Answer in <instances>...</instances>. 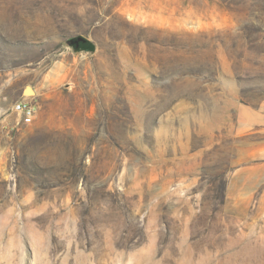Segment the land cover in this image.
I'll use <instances>...</instances> for the list:
<instances>
[{
  "label": "rangeland",
  "instance_id": "rangeland-1",
  "mask_svg": "<svg viewBox=\"0 0 264 264\" xmlns=\"http://www.w3.org/2000/svg\"><path fill=\"white\" fill-rule=\"evenodd\" d=\"M0 264H264V0H0Z\"/></svg>",
  "mask_w": 264,
  "mask_h": 264
},
{
  "label": "built area",
  "instance_id": "built-area-1",
  "mask_svg": "<svg viewBox=\"0 0 264 264\" xmlns=\"http://www.w3.org/2000/svg\"><path fill=\"white\" fill-rule=\"evenodd\" d=\"M14 111L20 116L22 122L26 125L33 123L36 107L29 100H21L14 105Z\"/></svg>",
  "mask_w": 264,
  "mask_h": 264
},
{
  "label": "water",
  "instance_id": "water-1",
  "mask_svg": "<svg viewBox=\"0 0 264 264\" xmlns=\"http://www.w3.org/2000/svg\"><path fill=\"white\" fill-rule=\"evenodd\" d=\"M67 44L69 46H74L76 48L82 47V48H85L86 49V48H89L90 47V44H89L88 40L85 39V38H83V37H76V38L69 39L67 41ZM27 90L30 91L29 92L30 94H33L34 93V91H33L32 88H28Z\"/></svg>",
  "mask_w": 264,
  "mask_h": 264
}]
</instances>
